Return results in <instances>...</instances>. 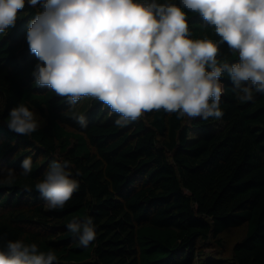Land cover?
Masks as SVG:
<instances>
[{
    "label": "trees",
    "instance_id": "trees-1",
    "mask_svg": "<svg viewBox=\"0 0 264 264\" xmlns=\"http://www.w3.org/2000/svg\"><path fill=\"white\" fill-rule=\"evenodd\" d=\"M37 10L26 0L15 26L0 34V167L17 175L14 184L0 185V247L7 240L36 243L55 253L56 264H193L201 240L246 224L227 264H264V94L239 101L225 74L219 120L178 119L161 109L118 126L119 114L94 97L70 105L35 85L38 60L26 36ZM184 11L190 39L219 41L200 14ZM219 47L221 59L238 62L226 42ZM21 103L45 118L31 135L7 126ZM26 157L28 177L20 175ZM53 160L69 161L79 182L62 209H49L35 190ZM86 216L97 233L87 248L67 229Z\"/></svg>",
    "mask_w": 264,
    "mask_h": 264
},
{
    "label": "clouds",
    "instance_id": "clouds-1",
    "mask_svg": "<svg viewBox=\"0 0 264 264\" xmlns=\"http://www.w3.org/2000/svg\"><path fill=\"white\" fill-rule=\"evenodd\" d=\"M26 0H0V34L14 27ZM36 8L27 31L29 50L38 62L32 76L38 87L47 86L70 105L90 96L119 114L124 126L142 114L163 109L177 118L223 116L220 107L227 74L241 102L253 93L264 94V0H27ZM184 9L200 14L205 26L220 38L190 39ZM227 43L239 60L220 58ZM82 128L83 115L73 114ZM7 126L18 135H31L39 127L37 114L23 103L9 111ZM70 162L53 160L35 184L49 209H62L79 189L71 178ZM32 171L23 159L20 175ZM6 172V174H5ZM14 169L0 167V185H12ZM25 191H32L29 185ZM67 229L87 248L96 239L91 216L73 220ZM0 233V242L5 240ZM53 251L42 252L36 243L7 240L0 247V264H56Z\"/></svg>",
    "mask_w": 264,
    "mask_h": 264
},
{
    "label": "rangeland",
    "instance_id": "rangeland-1",
    "mask_svg": "<svg viewBox=\"0 0 264 264\" xmlns=\"http://www.w3.org/2000/svg\"><path fill=\"white\" fill-rule=\"evenodd\" d=\"M37 114L39 125L45 122V118L38 110H34ZM219 126L218 124L215 125ZM198 135L190 134V139L197 138ZM246 224L231 227L217 237H211L207 240H201L199 243L198 255L193 264H227L228 259L232 255L235 243L240 240L246 233Z\"/></svg>",
    "mask_w": 264,
    "mask_h": 264
}]
</instances>
